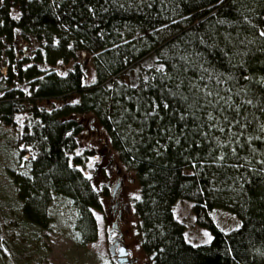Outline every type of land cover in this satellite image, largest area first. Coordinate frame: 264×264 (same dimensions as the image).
Masks as SVG:
<instances>
[{
  "label": "trees",
  "instance_id": "16d2710c",
  "mask_svg": "<svg viewBox=\"0 0 264 264\" xmlns=\"http://www.w3.org/2000/svg\"><path fill=\"white\" fill-rule=\"evenodd\" d=\"M76 52L92 55L93 83ZM142 59L149 75L125 81ZM1 60L10 87L0 83V123L13 131L15 115L29 114L12 140L24 166L9 173L26 222L47 228L60 197L73 212L69 239L95 240L91 209L107 190L73 154L75 116L90 113L139 185L133 208L149 264H264V0H0ZM178 199L191 202L207 243L186 240ZM215 207L239 225L223 231Z\"/></svg>",
  "mask_w": 264,
  "mask_h": 264
},
{
  "label": "rangeland",
  "instance_id": "374dc122",
  "mask_svg": "<svg viewBox=\"0 0 264 264\" xmlns=\"http://www.w3.org/2000/svg\"><path fill=\"white\" fill-rule=\"evenodd\" d=\"M10 11L12 16L18 15L13 7ZM23 45L26 43L18 40L17 48L22 50L23 55H29L31 48L26 45L22 49ZM76 54V61L83 65L85 71L83 83H93L95 65L92 55L89 52ZM72 62L60 63L57 69L62 71L69 69ZM146 64V59L133 64L130 72L123 77L124 80L132 82L140 75L147 77L149 72L144 67ZM7 70L6 61L1 60L0 83L10 87L5 85L4 80L8 75ZM18 84H14V87L21 86ZM55 103H57L55 99L36 101L38 107L45 109ZM28 115L27 111L15 115L13 131L0 123V264H122L115 257L119 245L124 246L130 264H149V257L140 245L138 217L133 208V202L139 195V185L133 171L119 162L116 152L109 146L105 133L93 121L90 113L75 116L81 121L83 129L76 137L77 146L73 154L85 158L82 170L93 186L97 190H101L102 187L107 190V195L101 198L100 209H91L96 226L95 240L79 245L69 239L67 226L73 212L67 200L60 197L54 198L51 203L57 214L48 222L47 228L42 229L24 220L15 205L17 201L9 173L24 166L23 158L18 161V149L12 146V140L23 132L25 125L29 128ZM27 152L24 157L26 159L30 156V151ZM119 180V187H114L118 196L114 199L109 196L110 191L113 184ZM116 206L121 209V213L114 217ZM173 213L175 218L184 224V236L188 242L196 245L210 240L209 231L195 223L190 201L176 200ZM211 215L223 231L239 225L238 218L222 208L215 207Z\"/></svg>",
  "mask_w": 264,
  "mask_h": 264
},
{
  "label": "flooded vegetation",
  "instance_id": "af4514ba",
  "mask_svg": "<svg viewBox=\"0 0 264 264\" xmlns=\"http://www.w3.org/2000/svg\"><path fill=\"white\" fill-rule=\"evenodd\" d=\"M14 8L16 11L19 9V7H18V5H12L11 7H10V9L11 8ZM26 45H23V49H24V47H25ZM119 185H120V180L118 181V182H116L115 184H113V187L111 188V191H110V195L109 196H111L112 198H116L117 196H118V193L116 192V188H114V187H119ZM116 204L118 205V202H116ZM119 206V205H118ZM118 206H116V211H114V217L115 216H118V215H120V213H121V209H119L118 208ZM120 248H123V250H124V254H122V255H118V250L120 249ZM115 257H116V259L119 261V262H121L122 264H130L129 262H128V260H127V258H126V251H125V249H124V246L123 245H119L118 247H117V250H116V253H115Z\"/></svg>",
  "mask_w": 264,
  "mask_h": 264
},
{
  "label": "water",
  "instance_id": "95a60500",
  "mask_svg": "<svg viewBox=\"0 0 264 264\" xmlns=\"http://www.w3.org/2000/svg\"><path fill=\"white\" fill-rule=\"evenodd\" d=\"M122 254H124V250H123V248H120V249L118 250V255H122Z\"/></svg>",
  "mask_w": 264,
  "mask_h": 264
}]
</instances>
